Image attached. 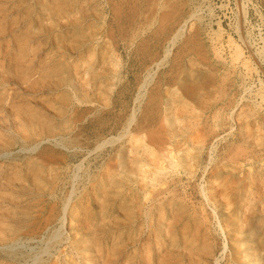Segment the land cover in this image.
<instances>
[{"label": "rangeland", "instance_id": "obj_1", "mask_svg": "<svg viewBox=\"0 0 264 264\" xmlns=\"http://www.w3.org/2000/svg\"><path fill=\"white\" fill-rule=\"evenodd\" d=\"M256 6L0 0V264H264Z\"/></svg>", "mask_w": 264, "mask_h": 264}, {"label": "built area", "instance_id": "obj_2", "mask_svg": "<svg viewBox=\"0 0 264 264\" xmlns=\"http://www.w3.org/2000/svg\"><path fill=\"white\" fill-rule=\"evenodd\" d=\"M252 12L249 15V23L253 25V20H258L259 24H257L258 26V31L261 34L262 37H264V14L262 12V9L260 6H256L255 8H251Z\"/></svg>", "mask_w": 264, "mask_h": 264}]
</instances>
